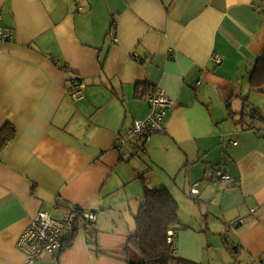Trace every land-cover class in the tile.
<instances>
[{
  "label": "crops",
  "instance_id": "crops-1",
  "mask_svg": "<svg viewBox=\"0 0 264 264\" xmlns=\"http://www.w3.org/2000/svg\"><path fill=\"white\" fill-rule=\"evenodd\" d=\"M0 28V264L24 262L16 243L38 211L74 209L98 213L37 264H126L130 230L109 227L133 220L145 189L179 206L177 258L264 264L259 0H0ZM155 91L173 101L164 132L116 148Z\"/></svg>",
  "mask_w": 264,
  "mask_h": 264
},
{
  "label": "built area",
  "instance_id": "built-area-1",
  "mask_svg": "<svg viewBox=\"0 0 264 264\" xmlns=\"http://www.w3.org/2000/svg\"><path fill=\"white\" fill-rule=\"evenodd\" d=\"M259 10L264 14V0H259ZM11 39V32L0 28V40L8 41ZM213 59L219 63L220 58L214 55ZM66 69V66H63ZM67 96L72 102L83 97L85 83L79 78L71 80ZM149 112L146 118L135 120L131 124L129 130L124 136H117L115 139V147L120 149L121 146L131 143H141L147 141L153 134L164 132V116L166 111L173 106V101L170 100L163 92L155 91L146 97ZM130 154H124L123 160H128ZM226 182L230 179L228 176H223ZM197 184L192 185L191 193H196ZM88 222L95 221V215L89 211L71 210L62 219H54L48 212L38 211L37 215L31 219L26 229L21 233L17 240V247L24 253V262L21 264H37V261L43 255H52L54 250L62 247L63 239L66 234L67 226L71 225L74 220L81 219ZM169 242H173L174 237L169 232L167 238Z\"/></svg>",
  "mask_w": 264,
  "mask_h": 264
},
{
  "label": "trees",
  "instance_id": "trees-1",
  "mask_svg": "<svg viewBox=\"0 0 264 264\" xmlns=\"http://www.w3.org/2000/svg\"><path fill=\"white\" fill-rule=\"evenodd\" d=\"M255 63L250 76L252 88L264 85V55ZM139 86L142 88L138 89L137 86L135 92L138 96L143 95L145 85ZM228 115L232 117L233 113L229 111ZM5 140L7 138L0 140V150L4 145L1 142ZM169 193L167 189H145L144 201L133 220L135 233L130 236L133 244L124 247L126 264H192L177 258L173 242L167 240L169 232L175 237V232L180 230L177 227L179 206ZM89 238V244L92 245V237Z\"/></svg>",
  "mask_w": 264,
  "mask_h": 264
},
{
  "label": "rangeland",
  "instance_id": "rangeland-1",
  "mask_svg": "<svg viewBox=\"0 0 264 264\" xmlns=\"http://www.w3.org/2000/svg\"><path fill=\"white\" fill-rule=\"evenodd\" d=\"M256 93V94H254ZM249 101H252V102H255V104L258 106V107H264V96H262L261 94H258L257 92H253L251 94V99ZM257 102V103H256ZM246 113H247V107H246ZM247 118V116H245ZM139 207L140 205L137 207V211L139 210ZM131 217L130 215H127V220L128 221V224H126L125 222L124 223H121V224H118V225H110L109 229L112 230V231H117V230H120L121 228H123L124 230H127L129 228L130 230V235L133 236L134 233H135V225H134V217H133V222L131 221ZM129 235V236H130Z\"/></svg>",
  "mask_w": 264,
  "mask_h": 264
},
{
  "label": "water",
  "instance_id": "water-1",
  "mask_svg": "<svg viewBox=\"0 0 264 264\" xmlns=\"http://www.w3.org/2000/svg\"><path fill=\"white\" fill-rule=\"evenodd\" d=\"M89 212L90 213H92V214H96V213H98V211L96 210V209H89ZM81 219H83V218H81ZM84 220V219H83Z\"/></svg>",
  "mask_w": 264,
  "mask_h": 264
}]
</instances>
